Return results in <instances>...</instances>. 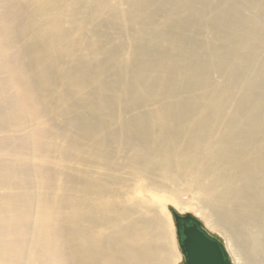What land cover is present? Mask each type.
<instances>
[{"label":"bare ground","instance_id":"6f19581e","mask_svg":"<svg viewBox=\"0 0 264 264\" xmlns=\"http://www.w3.org/2000/svg\"><path fill=\"white\" fill-rule=\"evenodd\" d=\"M184 200L264 264V0H0V264H178Z\"/></svg>","mask_w":264,"mask_h":264},{"label":"water","instance_id":"95a60500","mask_svg":"<svg viewBox=\"0 0 264 264\" xmlns=\"http://www.w3.org/2000/svg\"><path fill=\"white\" fill-rule=\"evenodd\" d=\"M167 211L173 220L178 248L183 257L181 264H233L223 240L207 233L198 219L190 214L181 215L172 207H167ZM181 237H184L182 241Z\"/></svg>","mask_w":264,"mask_h":264},{"label":"rangeland","instance_id":"374dc122","mask_svg":"<svg viewBox=\"0 0 264 264\" xmlns=\"http://www.w3.org/2000/svg\"><path fill=\"white\" fill-rule=\"evenodd\" d=\"M147 194H151L152 196H158V198H160V199H166L167 198V195H165L163 193H159V192L151 191L150 193H147ZM161 194H162V196H161ZM167 207H172L177 212H179L181 210L182 212L181 211L179 212V214H181V215L190 214V215L194 216L196 219H198L202 223V225H203V227H204V229H205V231L207 233L219 236L223 240V243H225L224 242L225 241L224 240V236L219 231L212 230L210 228V226L206 222L205 218L203 216H201V214L197 211V209L194 207L193 203L190 200H184V201H182L180 203V205H177V206L176 205H173V204H169V206L168 205L166 206V210H167ZM167 212H169V211H167ZM170 219H171V224H172L171 227H172V237H173L171 239H173V242H174L173 243V248H174L175 252H177V254H179V256L181 257V259L183 260V257H182V255H181V253L179 251V248H178L177 237H176V234H175V227H174V223H173V220L171 218V215H170ZM174 259H176V257H173V259H172L173 260V263L176 262V260H174ZM182 260L178 264H181L182 263Z\"/></svg>","mask_w":264,"mask_h":264},{"label":"flooded vegetation","instance_id":"af4514ba","mask_svg":"<svg viewBox=\"0 0 264 264\" xmlns=\"http://www.w3.org/2000/svg\"><path fill=\"white\" fill-rule=\"evenodd\" d=\"M186 226L188 227L189 224L187 223ZM183 239H184V237H181V238H180L181 241H182ZM183 263H184V261H183Z\"/></svg>","mask_w":264,"mask_h":264}]
</instances>
